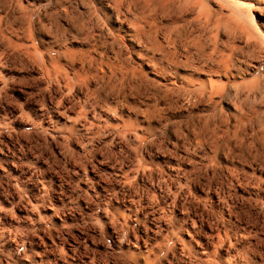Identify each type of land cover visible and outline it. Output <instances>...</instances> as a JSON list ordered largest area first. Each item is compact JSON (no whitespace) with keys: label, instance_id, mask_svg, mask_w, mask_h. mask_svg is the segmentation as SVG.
<instances>
[{"label":"bare ground","instance_id":"obj_1","mask_svg":"<svg viewBox=\"0 0 264 264\" xmlns=\"http://www.w3.org/2000/svg\"><path fill=\"white\" fill-rule=\"evenodd\" d=\"M52 1L0 0V131L65 169L0 139V264H264V0Z\"/></svg>","mask_w":264,"mask_h":264},{"label":"rangeland","instance_id":"obj_2","mask_svg":"<svg viewBox=\"0 0 264 264\" xmlns=\"http://www.w3.org/2000/svg\"><path fill=\"white\" fill-rule=\"evenodd\" d=\"M55 0H53L52 2H54ZM61 1V0H60ZM66 1V0H65ZM64 0H62L61 2H65ZM79 0H73V4H78L79 5V3L80 2H86V1H88V0H81V1H79ZM52 2L47 6V5H44V6H42V7H40L39 9H38V12L40 11V13H41V15L44 17V18H49V17H52V13L50 12L51 11V9H52V6H53V4H52ZM47 6V7H46ZM50 6V7H49ZM254 8V10H253V8ZM252 7H250L249 8V10L251 9V16L253 17V20L255 21V23H254V21L252 22V21H250V20H248V21H246L247 23H245V21L244 20H242V24H244V25H248L249 27H251L252 28V30L253 31H257V29L259 28L260 29V31H257V33L258 32H261V30H262V28L264 27V10L263 9H259V8H256L255 6H252ZM43 9V10H42ZM43 11V12H42ZM46 11V12H45ZM51 13V14H50ZM202 20V19H201ZM250 21V22H249ZM254 23V25L256 24V27L257 28H254L255 26H253V25H250V23ZM259 24H257V23ZM251 23V24H252ZM246 25V26H247ZM258 25V26H257ZM232 27L233 28H235V26H233L232 25ZM232 27H229V28H227V29H220V31L221 30H223L222 32H219V35H218V39H219V41L221 42V41H223V43L224 44H230V48L232 49V46H233V49L235 48V51H237V50H239V51H241L242 53H244V54H246V53H248L250 50L247 48L248 46H247V42H246V39H244L245 37L244 36H242L241 34L239 35L238 33H239V31L238 30H234ZM226 28V27H225ZM230 28H232V29H230ZM229 29L230 30H232V31H229ZM228 30V33H226V31ZM230 32V33H229ZM237 32V33H236ZM222 33H224V35L222 34ZM227 34V35H226ZM228 34H230V35H228ZM238 34V35H237ZM237 35V36H236ZM227 36V37H226ZM228 36L230 37V38H233V39H230V38H228ZM238 36L241 38H238ZM242 36V37H241ZM227 38V40H226V38ZM244 37V38H243ZM220 38H221V40H220ZM224 38H225V40H224ZM243 38V39H242ZM255 40H256V38H255ZM228 42V43H227ZM230 42H232V43H230ZM257 42V41H256ZM222 43V42H221ZM236 44V45H235ZM246 44V45H245ZM235 45V46H234ZM244 45V46H243ZM238 46V47H237ZM229 48V47H228ZM244 48H246V49H244ZM243 49V50H242ZM248 49V50H247ZM262 49H264V45H262ZM246 50V51H245ZM247 61L248 60H246L245 62H244V64H243V67L244 68H246V66H248L251 62L250 61H248L249 63H248V65H247ZM246 64V65H245ZM249 71V70H248ZM256 77H259V80L262 82V84L264 83V68L262 69V71H261V73H259V75L257 74V76H253L252 74H250V75H248L247 77H243L241 80H239V84H242V83H245V84H247V85H249L250 86V83L253 81V80H255L256 79ZM241 82V83H240ZM28 130H30V131H28ZM33 129H24V130H18L19 132H20V134H21V136H20V134L18 133V132H16L17 130H15L14 129V127L12 128L11 126L10 127H8V128H6V129H3V130H1L0 132V139H2V140H4V142H5V147H4V152L5 153H8L9 155H17V156H20V154H21V156H22V154L24 155V154H32L33 156H36V157H38L39 159H41V160H43V162L46 164V166L53 172L54 171V173H57V174H59V173H61L60 171H65V169H64V167H63V154H64V151H63V149L60 147V150H59V148H54V146L55 145H53V144H51V140L49 139V142H43V143H41L40 145L38 144L37 146H36V144L37 143H35L34 142V140L33 139H30V133H33V134H35V133H37L38 135H42V134H40V132H38V131H36L35 132V130H33ZM22 131V132H21ZM14 132H16V134L14 133ZM29 134V135H28ZM36 134V135H37ZM25 137V138H24ZM28 143V144H26V143ZM26 144V145H25ZM25 145V146H24ZM34 147V148H33ZM29 148V149H28ZM29 150H31V151H29ZM59 151H60V154H59ZM26 152H28V153H26ZM37 153V154H36ZM58 153V154H57ZM39 154V155H38ZM96 159L97 158H95L94 159V157L93 158H89V161H87L86 163L87 164H89V165H91V163L92 164H94V163H97L96 162ZM104 160H106L105 158H103V161ZM114 160V161H113ZM105 162V164L107 163V164H114V165H116L118 162L120 163V161L119 160H117L116 158L114 159H112L111 161L109 160V159H107L106 161H104ZM109 162V163H108ZM59 172V173H58ZM71 185V188L73 189V188H75L76 186H75V184L74 183H70ZM74 184V185H73ZM4 194L6 195L7 194V192H5L4 191ZM70 210H75L74 208H71ZM75 211H77V209L75 210Z\"/></svg>","mask_w":264,"mask_h":264}]
</instances>
